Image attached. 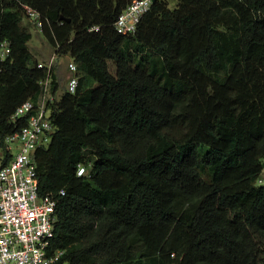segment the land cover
Here are the masks:
<instances>
[{"label":"trees","instance_id":"16d2710c","mask_svg":"<svg viewBox=\"0 0 264 264\" xmlns=\"http://www.w3.org/2000/svg\"><path fill=\"white\" fill-rule=\"evenodd\" d=\"M131 1L0 0L1 135L47 76L22 5L77 66L35 153L38 193L56 200L51 264H264V0H154L120 34Z\"/></svg>","mask_w":264,"mask_h":264},{"label":"built area","instance_id":"2783aa9c","mask_svg":"<svg viewBox=\"0 0 264 264\" xmlns=\"http://www.w3.org/2000/svg\"><path fill=\"white\" fill-rule=\"evenodd\" d=\"M153 2L132 0L118 15L114 29L120 34L134 33ZM22 6L31 27L41 31L40 13L28 5ZM8 53V41L0 38V61ZM58 59L53 53L47 64H38L46 69L47 75L41 81L38 99L24 101L11 115L12 121L25 117L26 123L17 131L0 134V264H51L62 253L47 254L54 235L56 200L52 194L39 195L35 158L37 149L47 147L54 133L52 104L63 90L74 93L78 85L76 63L63 58L68 76L62 89L56 86L52 90L51 73ZM86 170L79 164L77 175L85 174ZM59 194H64V190Z\"/></svg>","mask_w":264,"mask_h":264},{"label":"rangeland","instance_id":"374dc122","mask_svg":"<svg viewBox=\"0 0 264 264\" xmlns=\"http://www.w3.org/2000/svg\"><path fill=\"white\" fill-rule=\"evenodd\" d=\"M168 3L169 8H174L177 0H166ZM22 25L27 27L26 29L31 33V39L28 42L29 48L34 55V60L37 64H47L53 55V50L46 42L44 37L42 36L41 32L36 31L35 28L31 27L30 23L27 21L26 18L22 20ZM30 25V26H29ZM29 27V28H28ZM58 65L56 70L59 78H61V85L64 84L68 76V72L65 68V61L63 58H59L58 62L55 64ZM109 72L113 75L115 73V67L111 61H108ZM60 89H62L60 87ZM60 92V91H59ZM258 184H264V169L260 175Z\"/></svg>","mask_w":264,"mask_h":264}]
</instances>
